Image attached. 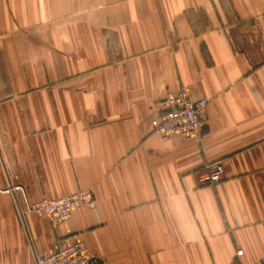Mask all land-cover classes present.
<instances>
[{
  "label": "crops",
  "instance_id": "1",
  "mask_svg": "<svg viewBox=\"0 0 264 264\" xmlns=\"http://www.w3.org/2000/svg\"><path fill=\"white\" fill-rule=\"evenodd\" d=\"M180 84L191 138L152 128ZM78 189L64 224L24 212ZM70 234L99 264H264V0H0V264Z\"/></svg>",
  "mask_w": 264,
  "mask_h": 264
},
{
  "label": "built area",
  "instance_id": "2",
  "mask_svg": "<svg viewBox=\"0 0 264 264\" xmlns=\"http://www.w3.org/2000/svg\"><path fill=\"white\" fill-rule=\"evenodd\" d=\"M160 111L152 120L153 130L164 135H179L184 138L195 137L203 126L207 99L193 92L186 84H180L175 92L166 94L160 100ZM222 166L211 164L200 176V182L209 184L222 177ZM12 186L8 190H19ZM94 198L89 190L78 189L68 195L51 199H41L25 203L24 212L46 216L52 225L64 224L71 211L78 206L93 207ZM242 250H237L240 256ZM36 264H99L98 255L90 249L85 240L77 234L59 239L51 252L35 258Z\"/></svg>",
  "mask_w": 264,
  "mask_h": 264
}]
</instances>
